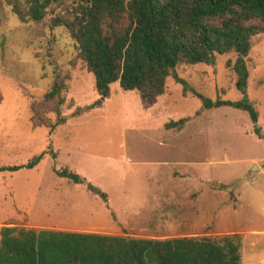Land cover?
Segmentation results:
<instances>
[{
	"label": "rangeland",
	"instance_id": "obj_1",
	"mask_svg": "<svg viewBox=\"0 0 264 264\" xmlns=\"http://www.w3.org/2000/svg\"><path fill=\"white\" fill-rule=\"evenodd\" d=\"M18 2L24 9L27 0ZM70 3L51 5L40 21H22L0 0V166L43 154L34 168L0 172V225L154 239L237 234L242 264H255L264 257V34L252 38L247 62L257 123L241 109L202 108L172 78L156 104L145 106L138 91L114 82L102 107L74 116L98 93L66 28L51 26ZM235 58L217 55L214 65L183 64L177 72L206 97L238 100L228 65ZM56 82L65 122L50 131L33 123L56 121L58 99L45 98ZM184 117L180 130L166 127ZM64 168L87 183L55 173ZM155 188L176 191L175 203L155 214L115 211L126 194Z\"/></svg>",
	"mask_w": 264,
	"mask_h": 264
},
{
	"label": "trees",
	"instance_id": "obj_2",
	"mask_svg": "<svg viewBox=\"0 0 264 264\" xmlns=\"http://www.w3.org/2000/svg\"><path fill=\"white\" fill-rule=\"evenodd\" d=\"M22 21L42 20L53 4L69 0H9ZM52 27H65L78 58L93 74L98 98L78 107L77 116L103 106L111 84L136 90L145 106L153 105L166 89L168 78L182 85L202 108L230 106L246 111L252 123L259 113L248 95V55L252 38L264 34V0H71L55 15ZM234 52L235 87L238 100L211 99L178 75L180 65H214L217 55ZM58 99L54 123H33L52 131L65 122L59 108L64 98L61 84L45 94ZM34 120V114L31 117ZM188 117L166 123L180 130ZM261 135L260 128L254 130ZM43 154L22 165L0 166V172L34 168ZM58 176L77 184L86 180L64 168ZM91 192L107 195L86 184ZM0 264H242L241 238L237 234L218 237L137 238L53 229H26L5 225L0 229Z\"/></svg>",
	"mask_w": 264,
	"mask_h": 264
},
{
	"label": "crops",
	"instance_id": "obj_3",
	"mask_svg": "<svg viewBox=\"0 0 264 264\" xmlns=\"http://www.w3.org/2000/svg\"><path fill=\"white\" fill-rule=\"evenodd\" d=\"M131 166H132V163H129V165L127 164L128 169H130ZM55 193H56L55 196H58V197L68 196V194H65L66 192H63L61 190H57V192ZM176 195H177L176 191L175 193L172 190H169L166 192L162 189H157V188H155V190H152V191L150 190L143 191V192L134 191L130 194H126V198H123L124 200L121 202V205H120L121 209H118L115 211H117V213L120 212L123 214H130V217L136 216L138 212L155 214L156 212H161V210L164 208V206H166V204L175 203V201L170 200V198ZM138 197L141 199L135 200V198H138ZM108 202H109V199H108ZM144 208H146L147 210H145ZM2 227L3 226L0 225V229ZM255 264H264V257H262L261 259H255Z\"/></svg>",
	"mask_w": 264,
	"mask_h": 264
}]
</instances>
